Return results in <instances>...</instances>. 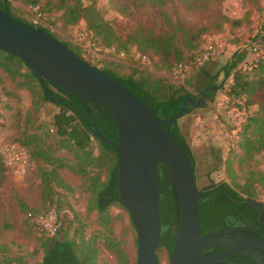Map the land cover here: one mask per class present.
Here are the masks:
<instances>
[{
  "label": "trees",
  "instance_id": "16d2710c",
  "mask_svg": "<svg viewBox=\"0 0 264 264\" xmlns=\"http://www.w3.org/2000/svg\"><path fill=\"white\" fill-rule=\"evenodd\" d=\"M169 1L171 0H141L142 3L153 7L164 6ZM186 1L184 0V2ZM257 1L261 2L264 11V0ZM18 2L28 7L38 6L42 13V19L56 18L63 23L64 27L83 21L87 32L93 38L92 40L102 48L114 46L115 50L120 52L129 43L139 56L153 58L158 67L167 69L168 74L165 77L152 78L151 73L146 69L147 67H138V70L125 77L117 76L106 66L99 67L124 84L157 117L167 119L176 114L186 97H191L194 101L197 99L195 95L184 88L182 82H178L172 75L173 67L178 64H186L188 61L191 62L196 57L201 58L199 51L192 55H186V53L187 50L195 47L193 41L201 33L208 30V27H187L176 20L170 21L172 27L162 34H156L146 26H137L125 38H122L115 34L110 24L99 12L96 0H18ZM251 3V0H247L246 5L249 6V9L242 16L236 18L223 16L222 18L232 31L238 30L236 33L238 44H245L244 47L239 48V53L233 54L225 65L224 76L230 78L226 91L230 108L236 109L235 111H242L255 105L259 106L242 122V130L239 132L238 152L241 151L244 157H253L254 153L264 147V109L261 102L259 105L257 104L259 100L256 98L257 89L264 91V19L259 30L253 33V30L250 29L252 16L253 13H258V9L261 8H259V4L252 6ZM0 8L7 9L16 20L33 25L31 18H26V15L16 16L13 14L9 0H0ZM38 27L53 35L43 25H38ZM245 31L253 34L250 35L251 37L248 36L247 40L246 35H244ZM61 42L65 43L75 54L80 55L79 50L71 46L69 42ZM249 50L252 53L255 52L256 57L251 61L255 66L250 73H247L241 64L248 57ZM209 60H202L198 66L202 68L203 64ZM92 65L96 66V64ZM214 75L215 77H210L209 81L205 82L202 90H198L199 97L203 90L209 86H217L216 79L219 74ZM166 77L171 80L169 83ZM0 83L5 94L15 92V95H18L20 90L25 89L35 99L32 102V109L25 112L21 135L14 144L26 153V163L34 160L40 164L39 178L42 199L50 200L57 192L55 188H70L67 181L68 175L63 172H68L69 175L72 174L77 177L79 185L75 186L88 194V209L96 213V221L100 228L105 231L102 235L103 246L115 258V264H136V233L132 219L121 201L118 190L116 150L111 144L91 133L96 125L103 135L117 141V129L107 107L97 100L67 93L46 80L42 81L21 58L1 49ZM212 91L213 88L206 90L205 96L210 95ZM46 104L51 105L54 111L50 114L48 121H40L37 115L39 107L46 106ZM192 108V105L188 104L184 114H187ZM35 121L37 124L33 125L32 130H29L30 124ZM169 132L183 149L194 175L193 157L188 144L177 127V120L170 126ZM253 136L255 137L253 138ZM93 141L97 142V146L93 145ZM5 167L6 160L3 153L0 152V174H3ZM249 175L251 178L240 190L225 183L229 193L239 197L240 200L255 199L253 195L254 184L264 188V173L250 172ZM158 188L160 193L161 241L156 253L159 257V249L164 248L167 257H170L177 229V201L171 176L161 163H158ZM235 198L230 196L229 200ZM229 200L221 204L217 198L211 196L199 199L200 234L218 221L221 209H230ZM112 206H119L128 215L129 225L135 233L133 238L134 256L131 255L130 247L125 240L111 234L110 223L113 217H111L109 210ZM52 209L55 210L58 220H60V226L54 236H47L43 232H39V236L51 241V244H46L41 260L34 263L23 261L16 264L95 263L97 251L94 238L84 239L80 237L81 241L79 242L74 238H55L60 232L62 221L60 211L54 203H48L44 211H29L26 214V220L31 230L38 234V225L34 218L47 215Z\"/></svg>",
  "mask_w": 264,
  "mask_h": 264
},
{
  "label": "rangeland",
  "instance_id": "374dc122",
  "mask_svg": "<svg viewBox=\"0 0 264 264\" xmlns=\"http://www.w3.org/2000/svg\"><path fill=\"white\" fill-rule=\"evenodd\" d=\"M251 1L252 6L259 4L261 8L252 16L250 29L255 33L264 19V11L261 2ZM9 2L13 14L31 18L30 7L20 4L18 0ZM246 3L247 0H171L164 6L153 7L142 3L141 0H96L99 12L115 34L122 38L137 26H146L154 33L162 34L170 29L171 22L176 20L187 27L209 28L195 38V47L186 53L192 55L199 51L200 57L207 54L210 60L203 64V69L198 66L202 61H197L199 57H196L185 64L184 74L175 71V66L172 74L197 98L198 90H202L205 82L209 81L210 77H215L214 74H219L216 79L217 88H213L209 96H204L198 106L177 119V127L193 157L197 186L204 185L205 175L209 174L214 182H223L240 190L251 178L250 172L264 173V147L254 153L253 157H244L241 151L238 152L237 146L242 122L259 106L235 111L236 109L230 108L229 98L226 96L230 78L224 76L225 65L245 44H238V30L232 31L222 18L242 16L249 9ZM41 24L59 40L67 41L79 50L80 57L96 64L97 67L106 66L119 77L129 75L138 70V67H147L152 78L165 77L168 74L167 69L158 67L153 58L139 56L129 43L120 52L116 51L114 46L102 48L92 40L83 21L64 27L60 20L54 18L42 19ZM251 34L252 32H244L246 40ZM255 57L256 53L249 50L248 57L241 64L242 67ZM166 79L168 83L171 81L167 77ZM15 94H5L0 83V152L6 160L5 171L0 174V264H16L23 261L34 263L41 260L46 244H51V241L39 236L41 231L38 227V234L31 230L26 214L29 211H44L48 203H54L61 215L62 226L56 239L74 238L79 242L80 237L94 238L96 262L90 264H115V258L103 246L102 235L105 231L97 223L96 213L88 209V194L75 186L79 185L77 177L63 172L68 175L70 188H55L57 192L50 200L42 199L40 164L34 160L26 163V153L14 144L21 135L25 112L32 109L35 99L25 89L20 90L18 95ZM256 96L259 100L257 104L261 102L264 109V91L257 89ZM53 111L52 106L46 104L39 107L37 115L40 121H48ZM36 124L37 121L31 123L29 130ZM93 145L97 146V142L93 141ZM41 165L44 166L42 163ZM253 188L254 198L264 202V188L256 184ZM109 212L113 217L110 223L111 234L125 240L131 255L134 256L135 233L129 225L127 213L119 206H112ZM40 219V216L35 217V223L38 224ZM159 260L160 264L169 263L164 248L159 249Z\"/></svg>",
  "mask_w": 264,
  "mask_h": 264
},
{
  "label": "water",
  "instance_id": "95a60500",
  "mask_svg": "<svg viewBox=\"0 0 264 264\" xmlns=\"http://www.w3.org/2000/svg\"><path fill=\"white\" fill-rule=\"evenodd\" d=\"M0 49L21 58L42 81L97 100L109 110L117 141L103 135L96 125L91 133L116 150L118 190L136 233V264H160L156 253L161 241L158 163L171 176L177 201V229L168 264H233L223 261V255L204 253L219 244L218 231L200 234L199 198L204 193L197 191L190 162L169 132L187 105L198 106L211 87L195 101L186 97L176 114L161 119L124 84L75 54L48 31L20 22L2 8ZM223 244L226 254L247 252L238 240Z\"/></svg>",
  "mask_w": 264,
  "mask_h": 264
},
{
  "label": "flooded vegetation",
  "instance_id": "af4514ba",
  "mask_svg": "<svg viewBox=\"0 0 264 264\" xmlns=\"http://www.w3.org/2000/svg\"><path fill=\"white\" fill-rule=\"evenodd\" d=\"M205 178L206 183L197 186L194 176L197 191L204 193L202 197L217 198L221 204L228 201L230 196L236 198L229 200L230 209H227L228 211L221 209L218 221L202 233L218 231L219 237V244L205 250L204 253L223 255V261L233 264H264V202L256 199L240 200L229 193L225 183L214 182L209 174L205 175ZM233 240L240 241L242 249L247 252L226 254L227 247L223 243Z\"/></svg>",
  "mask_w": 264,
  "mask_h": 264
},
{
  "label": "built area",
  "instance_id": "2783aa9c",
  "mask_svg": "<svg viewBox=\"0 0 264 264\" xmlns=\"http://www.w3.org/2000/svg\"><path fill=\"white\" fill-rule=\"evenodd\" d=\"M31 9V23L33 24L32 26L38 27V25L41 24L42 20V13L39 9L38 6H32L30 7ZM209 56L207 54H204L201 56L199 59V62L202 60L208 59ZM255 66L254 63L249 62L248 64H244L243 69L247 72L250 73L252 71V68ZM175 71L177 70L178 72L184 74L186 72V65L185 64H178L177 66L174 67ZM173 69V70H174ZM45 216V217H43ZM41 219L38 221V228L41 232H43L47 236H54L56 232L59 229L60 226V221L58 220L57 214L54 209H52L47 215H40Z\"/></svg>",
  "mask_w": 264,
  "mask_h": 264
},
{
  "label": "crops",
  "instance_id": "0c3cea01",
  "mask_svg": "<svg viewBox=\"0 0 264 264\" xmlns=\"http://www.w3.org/2000/svg\"><path fill=\"white\" fill-rule=\"evenodd\" d=\"M209 87H211V88H213V87H216L217 88V86H209ZM210 89V88H209ZM205 94H206V92H205ZM205 96V95H204ZM209 96V95H208ZM204 100V99H203Z\"/></svg>",
  "mask_w": 264,
  "mask_h": 264
}]
</instances>
